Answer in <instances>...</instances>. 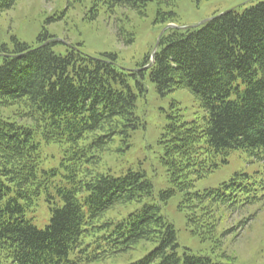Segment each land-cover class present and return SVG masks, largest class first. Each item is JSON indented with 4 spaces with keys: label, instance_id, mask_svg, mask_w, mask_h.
<instances>
[{
    "label": "trees",
    "instance_id": "16d2710c",
    "mask_svg": "<svg viewBox=\"0 0 264 264\" xmlns=\"http://www.w3.org/2000/svg\"><path fill=\"white\" fill-rule=\"evenodd\" d=\"M149 2L96 0L109 11L124 7L140 16ZM97 15L96 6L90 20ZM173 18V13L158 12L156 22L166 26ZM127 36L128 45L133 37ZM51 38L43 32L34 47L17 39L11 49L0 45V107L18 105L19 118L26 122L0 117V261L79 264L144 242L156 246L132 264H221L188 253L180 257L174 227L156 204L143 205L116 223H100L108 211L153 195L144 173L130 170L114 178L93 170L114 136L127 149L130 131L140 125L127 79L143 74L119 72L113 56L92 58L74 50L58 56ZM157 46L160 50L143 66L151 64L147 70L156 91L164 96L186 90L205 114L190 123L168 116L159 144L172 188L161 191L157 202L166 204L182 192L180 208L191 233L201 241L213 240V205L247 200L252 184L246 182L248 175L236 173L220 189L199 193L191 191V176L207 177L237 150L264 167V2L242 13L226 11L197 27L168 28ZM136 85L144 93L138 81ZM35 136L64 146L58 169L38 171ZM42 195L51 217L39 230L24 213Z\"/></svg>",
    "mask_w": 264,
    "mask_h": 264
},
{
    "label": "rangeland",
    "instance_id": "374dc122",
    "mask_svg": "<svg viewBox=\"0 0 264 264\" xmlns=\"http://www.w3.org/2000/svg\"><path fill=\"white\" fill-rule=\"evenodd\" d=\"M264 0H150L145 13L116 7L109 11L96 0H0V45L13 48L17 39L30 47L38 44V37L45 32L56 41L53 52L64 56L70 50L80 51L92 58L114 57L117 70L125 75L139 71L142 77L127 79L136 95L134 114L139 120L137 129L130 131L128 148L120 136H114L107 145L101 160L93 167L95 173L109 174L114 178L128 171L144 173L151 181L153 195L139 203L118 206L108 211L100 220L116 223L143 205L159 206L160 215L176 232L178 253L205 257L221 264H264V167L255 157L244 151H232L227 163L203 179L191 176V191L202 193L217 190L236 173L249 176L252 197L232 205L214 204L217 231L213 240L201 241L191 233L186 211L181 209L183 193L176 191L166 203L157 202L161 191L172 188L166 167L161 163L162 148L159 144L168 116L179 115L183 122L202 119L204 111L198 101L186 90H176L159 95L150 81L146 60L158 52L157 42L165 28H186L200 25L226 11L242 13L245 9ZM97 6L98 15L90 20ZM158 12L173 13V24L156 22ZM123 34L119 37V35ZM133 37L131 44L124 39ZM138 81L144 88L141 93ZM20 107H0V117L17 124H26L19 118ZM40 162L38 171L58 169L64 146L45 144L38 136ZM252 198V199H250ZM24 217L39 230L49 224L51 213L42 195ZM88 240H86L87 242ZM156 244L141 242L132 250L108 256L101 260L79 264H132L146 256ZM71 259L74 255H71ZM0 264H9L0 261Z\"/></svg>",
    "mask_w": 264,
    "mask_h": 264
},
{
    "label": "water",
    "instance_id": "95a60500",
    "mask_svg": "<svg viewBox=\"0 0 264 264\" xmlns=\"http://www.w3.org/2000/svg\"><path fill=\"white\" fill-rule=\"evenodd\" d=\"M206 21H204V22H202L200 25H202V24H204ZM181 29H186V28H181ZM150 67V65L147 67V68H149ZM146 68V69H147Z\"/></svg>",
    "mask_w": 264,
    "mask_h": 264
}]
</instances>
